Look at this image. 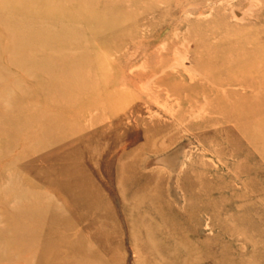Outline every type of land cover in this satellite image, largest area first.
Here are the masks:
<instances>
[{
  "label": "rangeland",
  "instance_id": "rangeland-1",
  "mask_svg": "<svg viewBox=\"0 0 264 264\" xmlns=\"http://www.w3.org/2000/svg\"><path fill=\"white\" fill-rule=\"evenodd\" d=\"M0 65V264H264V0H0Z\"/></svg>",
  "mask_w": 264,
  "mask_h": 264
},
{
  "label": "bare ground",
  "instance_id": "bare-ground-1",
  "mask_svg": "<svg viewBox=\"0 0 264 264\" xmlns=\"http://www.w3.org/2000/svg\"><path fill=\"white\" fill-rule=\"evenodd\" d=\"M10 1H11V0H9V2H10ZM2 3H3V2H2ZM3 4H5V2H4ZM24 4H25V3H24ZM8 6H9V5H8ZM27 7H28V5H27ZM6 8H7V7H6ZM29 8H30V7H29ZM18 12H19V11H18ZM5 13H6V12H5ZM12 14H13V13H12ZM14 16H15V15H14ZM29 16H30V15H29ZM20 17H21V16H20ZM23 17H24V16H23ZM24 18H25V17H24ZM39 19H40V18H39ZM18 20H19V19H18ZM14 21H15V20H14ZM45 21H46V20H45ZM50 21H52V20H50ZM30 22H31V21H30ZM29 24H30V23H29ZM29 24H28V26L31 25V24H30V25H29ZM15 25H16V24H15ZM21 25H22V24H21ZM28 26H27V28H28ZM30 28H31V27H30ZM53 30H54V29H53ZM55 30H56V29H55ZM23 31H24V30H23ZM23 33L25 34V31H24ZM24 38H25V37H24ZM32 39H33V38H32ZM47 40H48V39H47ZM49 40H50V38H49ZM53 41H54V40H53ZM69 43H70V42H69ZM22 44H23V43H22ZM22 44H21V46H22ZM69 46H71V45H69ZM22 47H23V46H22ZM25 48H26V47H25ZM10 49H11V48H10ZM23 49H24V48H23ZM26 49L28 50V47H27ZM26 49H25V50H26ZM17 50H18V49H17ZM33 50H34V49H33ZM39 50L41 51V49H39ZM21 53H22V52H21ZM35 54H36V53H35ZM37 54H38V53H37ZM37 54H36V55H37ZM15 55H16V54H15ZM17 55H18V54H17ZM40 55H41V54H40ZM28 56H29V55H28ZM42 56H45V55L43 54ZM32 57H33V56H32ZM36 58H37V57H36ZM14 59H15V58H14ZM47 59H48V58H47ZM20 62H21V61H20ZM8 63H9V62H8ZM24 63H25V62H24ZM25 64H27V65L29 66L28 63H25ZM25 64H24V65H25ZM230 64H231V63H230ZM9 65H10V64H9ZM34 65H35V64H34ZM0 66H1V65H0ZM24 67H25V66H24ZM24 67H21V68H24ZM26 68H28V67L26 66ZM26 68H24V69L26 70ZM29 68H30V67H29ZM33 70H34V69H33ZM43 70H44V69H43ZM36 71H37V70H36ZM44 71H45V70H44ZM33 72H34V71H33ZM3 73H6V72H3ZM37 73H38V72H37ZM41 73H42V72H41ZM28 74L30 75V71H29ZM28 74H27V75H28ZM42 74H43V73H42ZM3 75H4V74H3ZM29 75H28V76H29ZM4 76H5V75H4ZM45 77H46V76H45ZM37 79H39V78L37 77ZM2 80H4V79L2 78ZM2 80H1V81H2ZM39 80H40V79H39ZM57 80H58V79H57ZM1 81H0V82H1ZM44 81L46 82V80H44ZM44 81H39V82H44ZM53 81H55V80H53ZM53 81H52V83H53ZM50 82H51V81H50ZM208 82H209V81H208ZM5 84H6V83H5ZM44 84H45V83H44ZM46 84H47V83H46ZM147 84H148V83H147ZM17 85H18V84H17ZM49 85L51 86V84H49ZM4 86H5V85H4ZM4 86H3V87H4ZM39 86H41V84H40ZM147 86H148V85H147ZM14 87H15V86H14ZM16 87H17V86H16ZM35 87H36V86H35ZM35 87H34V88H35ZM43 87H44V86H43ZM4 88H5V87H4ZM34 88H33V89H34ZM37 89H38V88H37ZM48 90L50 91V89H48ZM36 91H38V90H36ZM36 91H35V93H36ZM47 93H48V92H47ZM38 94H39V92H38ZM49 94H50V93H49ZM41 95H42V94H41ZM45 95H47V94H45ZM48 96H49V95H48ZM53 97H54V96H53ZM15 98H16V97H15ZM47 98H48V97H46V99H47ZM49 98H50V96H49ZM20 100H21V99H20ZM48 102H49V101H48ZM11 103H12V102H11ZM12 104H13V103H12ZM18 109H20V108H18ZM21 110H22V109H21ZM24 110H26V109H24ZM23 112H24V111H23ZM23 112H22V113H23ZM28 112H29V110H28ZM1 113H2V112H1ZM7 113H8V112H7ZM23 114H24V113H23ZM3 115H4V114H3ZM3 115H2V116H3ZM11 115H12V114H11ZM11 115H9V116H11ZM26 115H27V114H26ZM5 116H6V114H5ZM24 116H25V114L23 115V117H24ZM6 117H7V119H8V114H7ZM12 118H13V117H12ZM26 118H27V117H26ZM5 120H6V118H5ZM12 120H13V119H12ZM7 122H8V121H7ZM13 122H14V121H13ZM14 123H15V122H14ZM5 124H6V123H5ZM0 125H1V124H0ZM6 128H7V127H6ZM12 128H13V127H12ZM12 131H13V130H12ZM6 132H9V131H6ZM7 136H8V135H7Z\"/></svg>",
  "mask_w": 264,
  "mask_h": 264
}]
</instances>
